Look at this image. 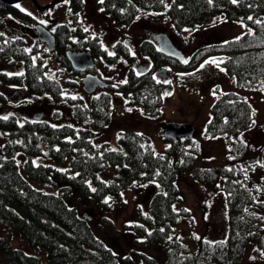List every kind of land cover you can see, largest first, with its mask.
Listing matches in <instances>:
<instances>
[{
    "label": "trees",
    "instance_id": "trees-1",
    "mask_svg": "<svg viewBox=\"0 0 264 264\" xmlns=\"http://www.w3.org/2000/svg\"><path fill=\"white\" fill-rule=\"evenodd\" d=\"M83 2L51 0L38 6L44 25L55 36L52 51L38 38L30 41L0 28V61L8 66L0 69V104L5 101L2 87L13 86L68 105L76 122L58 125L9 110L0 112V226L17 231L30 246L44 248L47 264H242L250 243V258H264V175L255 174L264 171V139L251 141L244 135L257 123L253 104L231 89L214 100L202 135L221 138L224 149L222 160L210 166L197 163L201 142L194 137H164L162 151L152 148L147 134L132 129L119 133V148L94 142L110 121L112 99L104 92L91 97L90 106L78 93L73 99L77 80H64L60 73H80L69 65L65 49L89 48L97 60L111 65L120 60L130 63L134 56L122 39L114 43V53L109 55L101 36L80 17ZM63 3L65 21L54 24L52 15ZM16 5L17 0H0V27L5 16L23 23L36 21L32 13ZM98 6L118 29H125L147 12L166 10L171 28L185 40L195 29L220 18L244 21L251 30L200 46L185 65L174 60L171 65L189 68L205 56L225 51L221 63L235 83L264 92V0H238L235 4L231 0H171L168 4L166 0H99ZM141 52L152 58L159 54L154 42L147 40L142 42ZM147 73L136 76L130 67L129 78L120 89L126 101L151 115L162 104L161 93L170 91L171 85L155 83ZM57 116L59 111L52 118ZM110 168L112 176H99V171ZM181 172H187L211 196H223V237L210 238L199 232L191 210L178 204L181 197L176 180ZM55 176L59 181L55 192L30 182L56 183ZM142 186L152 188L147 199L150 212L143 215V221L127 226L148 244H161L166 253L162 263L145 253L142 261L130 254L117 255L94 235L88 213L83 215L66 199L76 187L100 207L110 209L115 200L122 201L124 189ZM199 204L204 220L209 204ZM88 208L94 210L86 205ZM5 233L0 234V264H43L38 254L13 246L9 240L12 233Z\"/></svg>",
    "mask_w": 264,
    "mask_h": 264
},
{
    "label": "rangeland",
    "instance_id": "rangeland-1",
    "mask_svg": "<svg viewBox=\"0 0 264 264\" xmlns=\"http://www.w3.org/2000/svg\"><path fill=\"white\" fill-rule=\"evenodd\" d=\"M51 0H17L22 10L32 13L36 17L35 22L23 23L5 16L1 29L4 31H14L17 34L32 41L37 38L35 24L41 22L44 24L43 17L38 13V6L46 4ZM99 0H84L83 7L80 10V17L86 24L91 25L93 31L101 36L104 47L108 52L113 50L112 45L115 41L122 39L125 42L128 39V51L134 54V59L141 64H145L146 58L137 50L138 36L146 35V29L166 31L174 43L179 46L188 62L191 60L195 50L200 46L209 45L218 41L237 37L251 27L247 26L242 20H233L220 18L216 23L195 29L191 37L187 40L178 36L171 28V22L166 10L159 12H147L130 23L125 29H118L115 24L101 11L98 6ZM171 0H166L168 4ZM65 4L56 8L52 15L53 23L65 21ZM227 56V52L220 51L203 57L200 61L190 65L189 68H175L170 66L166 80L171 81V89L164 95L160 109L152 115L143 114L141 110L136 112V116L119 118L116 113L111 116V122L100 135L94 138V142H106L112 148H119L120 143L117 139L122 130L132 129L147 134L150 138V144L155 151H162L166 145L163 137L162 125L164 121H186L190 122L195 129L193 135L201 142V158L197 163L203 166H210L220 162L223 158L224 143L221 138H204L202 133L205 123L210 117V108L214 100L221 92L234 90L244 95L254 106L256 115V125L248 130L244 135L248 140L257 141L264 139V92L251 90L238 86L234 77L230 75L221 63V60ZM215 59L219 67L213 63H205ZM107 65V66H106ZM129 62L120 60L113 65L107 63H98L102 75L112 76L117 79H123L124 71L129 67ZM201 65H204L202 68ZM110 66V67H109ZM0 69H8L5 62L0 61ZM183 74V75H181ZM62 79H73L78 81V88L73 89L72 94H80L83 97L89 96L81 86V76H74L67 72L60 73ZM5 95V101L0 104V112L13 111L20 117L33 118V115L41 110H46L45 118L54 116L55 111L60 112L57 123L69 121L70 107L65 104H55L46 96H35L26 93L23 89L13 86L2 87ZM126 102V100H124ZM130 107V106H129ZM49 110V112H48ZM127 113L126 109L122 110ZM127 117V118H126ZM126 118V119H125ZM56 123L55 121H53ZM56 123V124H57ZM22 152L18 155L20 167H22ZM258 177L264 175V171L255 172ZM113 175L112 168L99 171V176L107 179ZM56 183L40 182L30 179V182L46 191H57L59 181L56 176L53 178ZM176 184L179 188L182 204L188 207L196 219V229L199 232H205L210 238H221L226 230V216L224 198L221 194L211 196L209 190L201 186L187 172H181L178 175ZM152 188L148 187H128L122 191V201L115 200L110 209L100 207L90 195H84L73 187L70 195L66 199L71 205H74L82 213L87 211L89 224L94 235L101 239L117 255L130 254L132 258L139 261L143 260L142 253L156 256L162 263L165 260V250L161 244H148L143 236L133 232L127 224L143 221V215L148 214L149 204L148 196ZM199 201L208 202V210L203 220V207ZM147 202V203H146ZM92 208L85 209V206ZM146 206V207H145ZM184 228L183 222L181 225ZM189 229V227H188ZM9 230L12 236L9 240L13 246L21 247L27 252L38 254L43 264H47L46 250L42 247L35 248L24 241L20 234L9 227L0 226V234L6 236ZM250 243L245 250L242 258V264H264V258L253 260L250 258Z\"/></svg>",
    "mask_w": 264,
    "mask_h": 264
},
{
    "label": "flooded vegetation",
    "instance_id": "flooded-vegetation-1",
    "mask_svg": "<svg viewBox=\"0 0 264 264\" xmlns=\"http://www.w3.org/2000/svg\"><path fill=\"white\" fill-rule=\"evenodd\" d=\"M159 32H166V31H158V30H150L149 28H147L146 29V35H139L138 37V44H137V50H138V52L141 54V55H143V57H145L146 58V62L147 63H145V64H141V63H139L137 60H132L129 64V67H127L126 68V70L124 71V77H123V79H116L115 78V74H117L116 72L114 73V77H112V76H109V77H107V76H104V75H102V73H101V71H99L100 70V68H98L97 67V65H98V63H102V62H100L99 60H97L93 55H92V53H91V55H92V57L94 58V61H95V66L94 67H92V68H90V69H88V71H92V72H94V73H96L99 77H101L102 79H104L105 80V82H106V85L105 86H96L95 87V89L93 90V91H91V92H88V91H86L87 93H89L88 95L89 96H86V97H83V96H80V97H82L83 99H85L86 100V105L87 106H90V102H91V97H93V96H96V95H98V94H100V93H102V92H104V93H108L109 95H110V97H111V99H112V109L110 110V121H109V123L111 122V116L113 115V113H116V115L121 119V118H124L125 116H129V117H133V116H136V112L138 111V110H141L142 112H143V114H145V115H143V116H146V115H150V114H147V113H145L144 111H143V108L140 106V105H136V104H132V103H129L128 101H124L125 100V97H124V95H123V92L121 91V89H120V86H121V84L122 83H124L128 78H129V71H130V67H131V70H132V72H133V74H135L136 76H140V75H142V74H146L147 72H149V74H148V76L150 77V78H152L153 80H154V82L155 83H161V84H170V85H172V83H164L163 81H165L166 79H165V77L169 74L168 73V69L167 68H169L170 66H172L171 65V61L172 60H174V61H176L174 58H172V57H170V56H167V55H164L160 50H159V47H158V43H157V40H156V34H158ZM167 33V32H166ZM168 34V33H167ZM169 35V34H168ZM171 38V37H170ZM153 41L154 42V44H155V47H156V49L158 50V52H159V54L158 55H156L154 58H152V57H150L149 55H147V54H143L142 52H141V45H142V42L143 41ZM172 40V39H171ZM118 41V40H117ZM173 41V40H172ZM116 42V41H115ZM103 43V42H102ZM125 43H126V45H127V43H128V39L125 41ZM173 43H174V41H173ZM175 44V43H174ZM176 45V44H175ZM177 46V45H176ZM114 47V43H113V45H112V48ZM178 48H180L179 46H177ZM127 49H129V47H128V45H127ZM181 49V48H180ZM75 50V49H74ZM78 50H89L90 51V49L89 48H83V49H78ZM182 50V49H181ZM183 51V50H182ZM91 52V51H90ZM109 53H114V48H113V50L111 51V52H109ZM130 53V52H129ZM184 53V52H183ZM131 55H133V56H135L134 54H132V53H130ZM184 55H185V53H184ZM185 60H187L188 61V57H186V55H185ZM184 60V61H185ZM184 61L183 62H180V63H182V64H186V63H184ZM176 62H178V61H176ZM141 66L142 67V70H140L139 68H138V66ZM113 66H114V64H113ZM110 67V66H109ZM177 68H181V67H179V66H176ZM175 67V68H176ZM159 68H165L166 69V75L163 77V76H159V75H157V70L159 69ZM77 71V70H76ZM77 72H79L80 73V75H78V76H81V77H83V75L86 73V71H77ZM137 73H141L140 75H137ZM81 80H82V78H81ZM159 81V82H158ZM77 84H78V81H77ZM81 86H82V82H81ZM83 88V87H82ZM84 90V89H83ZM165 93L166 92H164V93H161V95H160V97H161V100L163 101V98H164V95H165ZM74 97H77V95H74ZM130 106V107H129ZM160 107H161V105L159 106V108L157 109V111L160 109ZM123 109H126L127 111V113H125L124 114V112L122 111ZM156 111V112H157ZM48 112H49V110H48ZM35 114H39L40 115V118L39 119H45V120H52V121H55L56 122V120H59L60 119V117H55V118H52V117H50V116H48L49 118H45V117H47L46 116V110H41V111H39V112H37V113H35ZM152 115V114H151ZM126 117V118H127ZM125 118V119H126ZM70 123V124H74V125H76V122L74 121V119L71 117V111H70V117H69V121H67V122H64V123ZM165 122V121H164ZM164 122H163V124H164ZM57 123V122H56ZM55 123V124H56ZM64 123H57L58 125H60V124H64ZM108 123V124H109ZM108 126V125H107ZM129 130V129H128ZM101 132L103 131V129L102 130H100ZM99 131V132H100ZM122 131H124V130H122ZM121 132V131H120ZM119 132V133H120ZM162 132H163V125H162ZM194 133H195V130H194ZM98 135H100V134H98ZM119 135V134H118ZM163 137H164V135H163ZM167 138V137H166ZM168 139H170V138H168ZM102 142H104V141H102Z\"/></svg>",
    "mask_w": 264,
    "mask_h": 264
},
{
    "label": "water",
    "instance_id": "water-1",
    "mask_svg": "<svg viewBox=\"0 0 264 264\" xmlns=\"http://www.w3.org/2000/svg\"><path fill=\"white\" fill-rule=\"evenodd\" d=\"M35 30L37 38L40 41L45 42L48 50H54L56 41L53 32L41 22H37L35 24ZM156 40L159 50L164 55L170 56L178 62H183L185 60L183 51L173 43L170 36L166 32H159L158 34H156ZM65 55L72 69L77 71H86L81 80L84 90L91 92L95 89L96 86L106 85L104 79L99 77L96 73L88 71V69L95 66L94 58L92 57L89 50H72L70 48H67L65 49ZM138 68L142 70V67L140 65L138 66ZM157 75L164 77L166 75V69L159 68L157 70ZM33 117L35 119H39L40 115L34 114ZM193 134L194 126L190 122L168 120L163 124L164 137L170 139H179L181 137H192ZM1 156L2 153L0 152V157ZM82 214L86 215L87 212L83 211Z\"/></svg>",
    "mask_w": 264,
    "mask_h": 264
},
{
    "label": "snow or ice",
    "instance_id": "snow-or-ice-1",
    "mask_svg": "<svg viewBox=\"0 0 264 264\" xmlns=\"http://www.w3.org/2000/svg\"><path fill=\"white\" fill-rule=\"evenodd\" d=\"M210 2H211V0H210ZM231 2L232 3H237L238 2V0H231ZM18 8L20 7V5L19 4H17L16 5ZM249 19H252V17H249ZM258 23H259V21H258ZM86 31H87V29H85ZM237 39H239V38H237ZM109 55H113V53H109ZM184 63H188V61L187 60H185L184 61ZM205 63H213V64H216V66L217 67H219V63H217V61L215 60V59H213V60H211V61H206ZM201 67L203 68L204 67V65H201ZM141 73H137V75H140ZM18 75H22V73H19ZM181 75H183V74H181ZM159 82V81H158ZM164 83H171V81H168V80H165V81H163ZM125 83H126V81H125ZM165 95H171V93H165ZM73 99H75V97H73ZM8 117H4V119H7ZM92 191H95V189H92ZM107 202V201H106Z\"/></svg>",
    "mask_w": 264,
    "mask_h": 264
}]
</instances>
